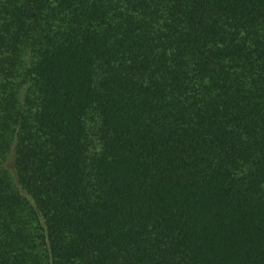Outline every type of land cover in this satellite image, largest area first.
<instances>
[{
  "label": "trees",
  "instance_id": "16d2710c",
  "mask_svg": "<svg viewBox=\"0 0 264 264\" xmlns=\"http://www.w3.org/2000/svg\"><path fill=\"white\" fill-rule=\"evenodd\" d=\"M0 264H264V0H0Z\"/></svg>",
  "mask_w": 264,
  "mask_h": 264
},
{
  "label": "rangeland",
  "instance_id": "374dc122",
  "mask_svg": "<svg viewBox=\"0 0 264 264\" xmlns=\"http://www.w3.org/2000/svg\"><path fill=\"white\" fill-rule=\"evenodd\" d=\"M5 166L9 169L11 174L14 175V171H13V167H12V153H10L9 156L7 157V160L5 161Z\"/></svg>",
  "mask_w": 264,
  "mask_h": 264
}]
</instances>
